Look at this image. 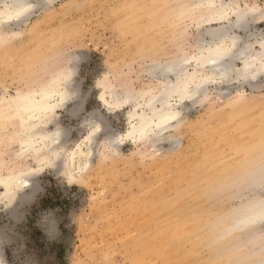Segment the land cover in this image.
Listing matches in <instances>:
<instances>
[{
	"label": "rangeland",
	"instance_id": "rangeland-1",
	"mask_svg": "<svg viewBox=\"0 0 264 264\" xmlns=\"http://www.w3.org/2000/svg\"><path fill=\"white\" fill-rule=\"evenodd\" d=\"M30 2L23 20L0 25V96L50 87L67 68L73 95L36 127L62 132L51 166L39 160L46 150L23 152L18 117L0 106V175L22 172L29 182L9 204L0 189V264H264V223L245 217L264 199V73L207 83L154 144L125 136L130 105L101 99L103 81L118 93L147 90L155 68L190 55L209 41L206 29L226 22H205L195 0ZM253 19L235 32L255 53L264 23ZM77 146L88 156L71 168Z\"/></svg>",
	"mask_w": 264,
	"mask_h": 264
},
{
	"label": "bare ground",
	"instance_id": "bare-ground-1",
	"mask_svg": "<svg viewBox=\"0 0 264 264\" xmlns=\"http://www.w3.org/2000/svg\"><path fill=\"white\" fill-rule=\"evenodd\" d=\"M0 1L2 3V7H0V25H3L11 22L15 24L23 20L25 15L33 8V4L30 1L35 0H12V2L23 5L28 9L27 11L23 12L19 19L9 18L10 15H13V10L6 7L8 0ZM40 1L38 0V2ZM201 3H223L224 8L222 11L229 14V17L232 18L231 22L233 24L235 23L236 19V16L234 15L235 13L244 14L250 10L241 9V7L235 1L226 2L225 0H195V6L193 7H195L196 10H203L201 17L205 18V22H226L227 26H220L215 29H206V34L209 37V41L206 43H196L197 45L195 47L193 46L194 48L192 47V53L190 55H185L180 59L187 60V63L183 65L185 76H194L195 82H199L204 76H213L216 80L215 83H222L225 81L227 82L229 78L220 79V73L215 71L217 67L229 68L230 77L233 75L236 77L237 75L239 78L245 79L249 77L250 79L255 77L257 74H261L259 57L260 54L264 52V49L260 47L261 41H258V44L255 41V44H257L259 48V50L255 53H252L250 49V46L252 47V45H249V47L244 45L242 49L238 45L236 51L233 54H230L223 63H218L217 65H213L211 63V59L216 58L215 53L207 52L205 50V46L215 47L214 44H211L214 43L212 34H216L217 36L221 34H232L239 38L235 30H243L245 25L243 24L240 27H236L233 24H228V20L221 21L217 18V12L219 10L196 7L197 4ZM202 53L204 56L209 57L208 63L206 65L199 63L197 60V57L201 56ZM237 60L241 62V66L236 71L234 68V63ZM190 62L193 63L192 69L190 68L191 70L189 69ZM168 64L170 65V63ZM154 65L156 67V64ZM169 65L166 64V66L163 65L155 69L151 66L152 70L157 69L160 74L156 77V82L153 85L148 86L147 90L140 91L138 93H134L131 89H123L122 92L118 93L114 90L112 85L108 84V82L103 81L99 83L102 85L103 90L106 91L109 98L106 99L104 93L101 94V99L103 103L106 104V106L112 109L126 108L129 105L132 107L131 112L128 114L129 129L125 136L142 143L145 142L154 144L155 142L160 141L165 133L173 130L176 126L181 124V105L186 101H190L198 95L205 93L206 84H204L201 89L197 91V94L192 99L181 100L178 95L172 96V98L169 99V95L175 91L178 86H182L183 84V81L177 74V70H168ZM169 76H173V79H170ZM71 78L72 72L67 68L66 70L61 71L58 80L55 82V84L50 85V87L44 86L26 91L17 90L14 95L0 96V106L4 105L3 108L7 112L12 111V115L18 117L22 131L25 132L24 137L21 140V144L24 148L23 152L31 151L33 153H38L42 149L46 150L47 152H43L45 157L41 156L39 160L45 161L46 164L50 166L55 164L56 159L60 154L58 146L61 141L62 132L59 129L52 131H37L36 127L38 122H40L41 117L50 118L57 112V110L62 109L65 104L69 102L71 96L73 95V90L70 88ZM193 88L194 83L190 85V91L193 90ZM129 93H132L134 97L131 100L128 99ZM173 99L175 103H171ZM177 112L179 113V116L176 121L168 118ZM94 126L95 127L91 129V132L83 138L85 143H90L94 134L97 132V128L99 129L98 124ZM169 137L171 138V136ZM88 149L90 148L88 147ZM86 155V152L81 150L80 146L74 148L73 151L68 155L71 168L74 166L76 160L82 157L84 158ZM86 159V162H88L87 157ZM262 173L263 174L261 177L264 179V172ZM28 183V180L23 176L22 172H8L5 175H0V189L2 191L1 198L7 201L6 203H11L18 191L29 186ZM252 204L253 203L246 206L245 208V217L249 223H251V218L255 212ZM225 220L227 219L225 218ZM214 230V235L219 234L216 227Z\"/></svg>",
	"mask_w": 264,
	"mask_h": 264
},
{
	"label": "snow or ice",
	"instance_id": "snow-or-ice-1",
	"mask_svg": "<svg viewBox=\"0 0 264 264\" xmlns=\"http://www.w3.org/2000/svg\"><path fill=\"white\" fill-rule=\"evenodd\" d=\"M6 7L13 10V15H10L9 17L10 19L11 18L19 19L20 16L23 14V12L28 10L23 5H19L12 2V0H8ZM196 7L217 9L219 10L217 12V18L219 20L221 21L228 20L229 21L228 24H233L230 20L229 14L227 12L222 11V9L224 8L223 3L221 4L201 3V4H197ZM256 12H259V16L255 15ZM234 15L236 16V19L233 25L236 27H240L243 24H245L249 20V18H254L253 23H256L257 20H259L261 23H264V7L257 9L255 6H252L248 12L244 14L235 13ZM212 36L214 39V43L211 44H214L215 47L205 46V50L209 53H215L216 58H212L211 63L213 65H217L218 63H223L225 59L229 57L230 54H233L236 51L238 45L240 44V41L236 35H232V34H221L219 36H217L216 34H212ZM260 47L264 49V38L261 39ZM197 60L199 61V63L206 65L208 63L209 57L204 56L202 53L201 56L197 57ZM185 63H187V60L182 59L180 61L171 62L169 65L168 70L169 71L177 70L178 76L183 81L182 86H178L176 90L169 95L168 97L169 99H171L172 96L175 95H178L181 100L192 99L197 94V91H199L204 84L216 82L213 76H204L199 82H195L194 76H185L184 68H183V65ZM259 63H260V71L261 73H264V52L260 54ZM215 71L220 73V79L230 78V70L227 67H223V68L217 67ZM253 79H255V77H253ZM192 83H194V88L193 90L190 91V85ZM133 98H134L133 94L129 93L128 99L131 100ZM178 116L179 113L177 112L169 116L168 118L173 121H176ZM97 131H99L98 128ZM120 142L122 141L120 140L116 141V143H120Z\"/></svg>",
	"mask_w": 264,
	"mask_h": 264
},
{
	"label": "clouds",
	"instance_id": "clouds-1",
	"mask_svg": "<svg viewBox=\"0 0 264 264\" xmlns=\"http://www.w3.org/2000/svg\"><path fill=\"white\" fill-rule=\"evenodd\" d=\"M55 0H46L47 5H51ZM261 187H264L262 185ZM252 207L255 209L254 215L251 218L252 224L264 223V199H257L253 201Z\"/></svg>",
	"mask_w": 264,
	"mask_h": 264
}]
</instances>
